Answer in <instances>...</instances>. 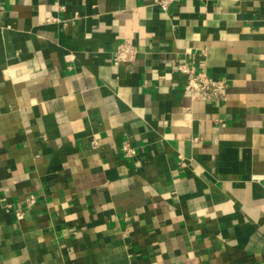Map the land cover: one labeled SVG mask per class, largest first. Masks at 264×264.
I'll use <instances>...</instances> for the list:
<instances>
[{
    "label": "crops",
    "instance_id": "obj_1",
    "mask_svg": "<svg viewBox=\"0 0 264 264\" xmlns=\"http://www.w3.org/2000/svg\"><path fill=\"white\" fill-rule=\"evenodd\" d=\"M0 264H264V0H2Z\"/></svg>",
    "mask_w": 264,
    "mask_h": 264
},
{
    "label": "built area",
    "instance_id": "obj_2",
    "mask_svg": "<svg viewBox=\"0 0 264 264\" xmlns=\"http://www.w3.org/2000/svg\"><path fill=\"white\" fill-rule=\"evenodd\" d=\"M146 2L158 6L164 12H169L176 2L179 0H145ZM2 10V0H0V12ZM138 54V47L131 42H123L119 44L113 52L112 61L115 64H122L133 61ZM178 72L187 77L186 90L190 92L193 98L205 101H215L224 98L227 93L228 84L226 80L216 78L211 75L208 70L198 68L194 64L182 62L178 65ZM93 146H97V140L92 141ZM122 151L125 157L132 158L136 155V149L129 143H124ZM27 205L36 202L34 195L29 196ZM9 206V205H8ZM18 217L23 216V212L19 211Z\"/></svg>",
    "mask_w": 264,
    "mask_h": 264
}]
</instances>
